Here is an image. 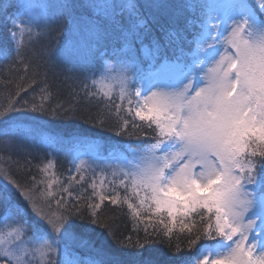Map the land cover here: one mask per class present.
Segmentation results:
<instances>
[{
  "label": "trees",
  "instance_id": "1",
  "mask_svg": "<svg viewBox=\"0 0 264 264\" xmlns=\"http://www.w3.org/2000/svg\"><path fill=\"white\" fill-rule=\"evenodd\" d=\"M225 1L38 0L41 11L28 21L24 0H0V167L16 188L0 183V220L53 242L60 236L34 210L59 218L73 241L64 242L63 253L46 264H188L223 240L215 211L168 219L147 210L123 181L98 184L78 175L77 145L38 147L22 135L33 131L52 141L112 144L100 166L162 139L155 119L136 111L135 95L128 102L104 97L97 80L106 63L124 52L134 94L164 66L187 67L214 10ZM242 1L261 15L257 0ZM84 27L94 29L95 39L100 36V50L92 48L95 41L87 49L74 38ZM259 123V135L253 140L249 134L244 155L261 183L256 198L264 195V118ZM0 263L10 264L1 257Z\"/></svg>",
  "mask_w": 264,
  "mask_h": 264
},
{
  "label": "rangeland",
  "instance_id": "2",
  "mask_svg": "<svg viewBox=\"0 0 264 264\" xmlns=\"http://www.w3.org/2000/svg\"><path fill=\"white\" fill-rule=\"evenodd\" d=\"M257 1L261 15L239 0L219 4L194 54L197 65L173 63L144 81L136 94L130 86L127 52L106 63L97 80L98 91L125 102L135 95L136 111L159 124L162 140L159 137L156 144L100 166L112 144L77 138L52 141L33 131L22 135L25 140L35 139L38 147L77 145L81 149L73 154L78 175H88L95 183L123 181L147 210L168 219L187 220L197 212L215 211L218 239L223 240L212 242L202 260L188 264H264V195L254 196L261 183L244 157L249 134L253 140L259 135L255 130L264 118V0ZM37 2L24 0L28 21L37 19L41 11ZM23 28L21 24L18 30ZM78 29L74 38L80 45L88 49L95 41L93 49L104 46L100 36L94 38V29ZM0 183L16 189L1 167ZM34 212L38 219L45 218L43 225L60 240L28 237L18 225L1 219L0 257L10 264H46L51 256L55 259L63 253L64 242L73 241L59 218Z\"/></svg>",
  "mask_w": 264,
  "mask_h": 264
}]
</instances>
